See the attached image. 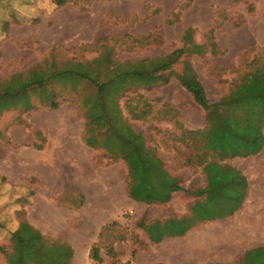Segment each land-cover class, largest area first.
<instances>
[{
	"label": "rangeland",
	"instance_id": "1",
	"mask_svg": "<svg viewBox=\"0 0 264 264\" xmlns=\"http://www.w3.org/2000/svg\"><path fill=\"white\" fill-rule=\"evenodd\" d=\"M116 1L119 0H63L62 5L53 8V13L58 14L49 16L52 9L48 7L55 1L0 0V80L33 69L60 67L68 61L85 64L104 55L111 57L112 69L115 66L123 68L119 80L121 78L126 85L117 99L118 106L123 120L140 135L138 163L146 161L145 170L136 174L134 184L142 191L155 192V183L158 185L162 181L161 178L155 180V160H159L161 169L169 177L178 179L182 189L163 204L132 199L133 176L129 162L114 160L106 150L94 149L87 144L93 136L98 137V141L105 139L103 130L89 118L91 107L87 99L95 89L86 81L67 85L55 81L41 99L33 98L39 102L49 99L50 92H55L59 102L57 109L39 106L24 111L17 108L0 115V174L9 170L17 184L25 188L26 193L31 192L24 195L23 188L16 186V200L12 203L16 225L26 219L25 207H31L32 218L40 222L39 205L48 202L45 198L48 193L42 177L45 175L39 169L46 168L54 177L61 176L60 172L67 168L60 166L68 165L71 151L77 156L75 147H78L81 151L78 159L87 170L100 176L115 177L127 198V205L122 207L119 216L121 219H112L91 248L84 246L80 264H135L136 255L152 248H155V264H164L162 258L173 250L185 252L186 257L190 254V264H264V241L236 248L220 241L196 245L200 235L216 229H229L227 237L232 242V223L247 217L245 213L256 215L260 210L256 204L264 202V122L248 119L257 111L256 107L264 105L259 93L264 87V72L261 71L257 75L259 78L240 92L232 93L237 70L245 71L254 58L258 59V65L264 63V47H246L240 51L239 46L244 44L238 46L235 42L241 35L238 30L242 26L248 29V21L257 16L253 1L132 0L136 4L128 6L122 14L113 10ZM78 15L80 19L94 17L99 35L84 38L81 32L72 30L69 22H64L73 17L77 20ZM255 27L259 29V38L264 40V23ZM188 30L193 44L187 40ZM3 41L6 42L4 45ZM250 43L255 44L254 39ZM194 46L203 49L198 52ZM180 49L185 52L173 63L170 72L161 74L164 81H158L150 89L142 84L149 77L139 75L145 68L141 63L149 65L152 61L164 60ZM187 62L204 84L210 102L208 113L194 102L176 77L183 73ZM40 114L44 115L42 123L49 115L58 118L53 133L37 129L34 117ZM97 120L104 122L101 115ZM43 127L46 128L44 123ZM9 128L18 134L17 140L7 136ZM253 128L259 130V141L246 135H251ZM238 144L246 145L247 150L232 156L227 146ZM35 154L47 164L37 166ZM240 161L247 174H252L249 181L234 168ZM233 172L246 181L242 194L238 192L242 184L237 190L230 178ZM256 186L263 193L259 197L253 196ZM238 193L241 197L235 202ZM50 203L63 212L64 219L70 220L71 228H78L79 219L71 217L84 207L85 197L71 200L62 194ZM224 206L232 209L231 212ZM201 208L209 209L213 215L201 219ZM250 218L247 225L235 230L236 237L251 232L255 222L253 216ZM171 220H188L191 227L182 238L165 241L162 238L158 243L153 242L145 228H151L153 224L164 226ZM3 222L7 223V215L1 211L0 226ZM48 226L53 232L43 234L46 238L66 242L63 234L67 236L68 233L56 232L55 224ZM190 237L192 251L189 249ZM95 247L99 249L101 262L93 259ZM0 264H7L6 256H0Z\"/></svg>",
	"mask_w": 264,
	"mask_h": 264
},
{
	"label": "trees",
	"instance_id": "2",
	"mask_svg": "<svg viewBox=\"0 0 264 264\" xmlns=\"http://www.w3.org/2000/svg\"><path fill=\"white\" fill-rule=\"evenodd\" d=\"M62 1L58 2V6L63 4ZM187 40L190 44H193L190 30H188ZM193 48L198 52L203 49L201 46H194ZM262 51V55L264 56V48ZM184 52V49L176 50L172 55L165 57L164 60H159L158 62L152 61L149 65L141 63L145 68L143 70L144 72L139 75L146 76L147 74L149 77L145 84H142L150 89L155 86L158 81H164L165 77L161 74L170 72L173 63L178 61V59L183 56ZM257 62L258 59L254 58V62L247 65L245 71L240 73L239 70H237V78L236 81H234L235 84L233 85L232 93L240 92L247 85L252 84L259 78L257 75L261 71L263 72L264 63L258 65ZM111 63H113L111 57L109 59L107 55H104L93 63L82 64L68 61L60 67L53 66L47 70L33 69L28 73L21 72L12 75L6 80H0V115L5 111L17 108H21L24 111L35 110L39 106L57 109L59 107V102L56 100L58 95L55 92H50L49 99H44L39 102L34 100L33 97L37 96L41 99L42 94L47 90L49 85L55 81L66 85L78 84L83 81L88 82L95 89L87 99V103L90 104L91 107L89 118L92 122L96 123L95 125L99 130H103L105 139L103 141H98V137L93 136L88 140L87 144L94 149L106 150L114 160L122 159L129 162V167L133 176V184L130 186V195L132 199L146 203H167L172 198V194L181 191L182 187L178 179L169 177V175L161 169V162L159 160H155V180L161 178L162 181L158 183V185L155 183V192L142 191L134 184L136 181V174H141L145 170L146 167L144 165L146 161H143L141 164L138 163L137 160L141 157L137 147V141L140 135L123 120L121 109L118 106L117 99L122 95L126 86L123 84L124 81H122L121 78L119 80L123 68L115 66L112 69ZM136 74L137 73H134V75ZM28 75L29 77H27ZM176 77L183 88L192 96L194 102L208 113L210 102L207 92L193 69V66L187 62L183 69V73L177 74ZM167 81L166 79L165 83ZM259 93L262 94L261 100L264 103V87ZM256 108V112L258 113L264 110V105ZM98 115L103 117L104 122L97 120ZM255 121L264 122V120ZM258 131L259 130L253 128L250 130L251 135H246L253 136L255 140L259 141L260 135ZM255 140L253 141L254 148L257 147ZM245 147L246 145L243 146L239 144L228 145L227 149L232 152V156H239L241 152L247 150ZM230 178L237 190L239 189V184H242L241 191L238 190V192L242 194L246 184L244 178L236 172H233ZM240 197V194L237 195V198L234 197V201H239L238 199H240ZM227 208L228 207H225L224 209ZM228 209L229 212H231L232 209ZM227 213L228 212H225V214ZM210 215L213 214L209 209L207 210V208H201L199 210V216L202 217L201 219H206ZM142 227L144 228V225ZM190 227L191 223L188 220H171L164 226H155V224H153L151 228L147 227L145 229H147L151 235L152 241L158 243L165 236H183ZM10 241V250L1 249L6 256L7 264H72L73 250L69 245L46 238L39 230L35 229L25 220L20 221L17 230L11 234ZM93 252V259L101 262L99 249L95 247L93 248ZM246 259L245 256V260Z\"/></svg>",
	"mask_w": 264,
	"mask_h": 264
},
{
	"label": "crops",
	"instance_id": "3",
	"mask_svg": "<svg viewBox=\"0 0 264 264\" xmlns=\"http://www.w3.org/2000/svg\"><path fill=\"white\" fill-rule=\"evenodd\" d=\"M54 4L49 6L48 8L52 9L49 10L52 15L49 16H56L53 13V8L58 7V0H52ZM62 1V0H61ZM114 1V0H112ZM256 9L257 16L252 18V21H248L247 27L248 29H244L245 27L242 26L238 32L241 34L237 40V45L244 44L243 46H239L240 51H244L246 47L247 49L253 48L255 46L261 45L264 47V40L259 38V29L255 27L256 24L264 23V14L262 11L264 10V0H252ZM95 2L93 3V5ZM114 4V5H113ZM113 10L119 11L122 14L127 8L133 7L136 3L132 0H119L113 3ZM69 5V4H68ZM74 6V4H72ZM94 7V6H93ZM70 12V11H69ZM73 12V11H72ZM48 15V13H46ZM119 14V13H118ZM78 15V19L76 17L71 18L70 20L65 19L64 22H69L73 31L81 32L84 38L89 37H96L99 35V30L96 28L95 19L94 17L85 16L80 19ZM253 25V27H252ZM255 41V44L250 43V40ZM57 42V41H56ZM218 44V40H216ZM6 42H2L4 45ZM245 43H248L245 46ZM258 48V47H257ZM260 50V48L258 49ZM237 52V53H240ZM264 72V70H263ZM204 85V84H203ZM44 115H37L34 117V123H36V127L39 130L46 132V130L50 133H53L55 126H57V117L55 115H49L46 120L43 122L41 121ZM248 119L253 120H264V110L254 112L252 115L248 116ZM30 136V133L28 134ZM7 136L13 140H17L18 134L15 131L9 130L7 131ZM75 151L77 156L74 152L71 151V158L68 161V165H61L62 168H67V170L63 169L61 171V176L54 177L51 175L50 171L46 168H41L39 171L45 175L42 176L46 182V189L47 195L45 198L48 201L47 203H41L39 205V220L37 222L32 218V211L31 207H25L27 211L26 222L31 224L35 229L39 230L42 234H47L50 231L51 227L48 224L56 225V232L61 233H68V235H64V239H66L65 243L69 245L73 250V257H72V264H80V258H83L85 252V245L88 247H92L93 244L99 240V233L110 224L111 220H120L121 218L120 213L122 207L127 205V198L126 195H123L120 186H118V180L115 177H106L105 175H98L89 170L85 164L78 159L80 155V150L78 147H75ZM80 151V152H79ZM31 157V156H30ZM39 158V159H37ZM1 160V156H0ZM42 157H38V155H34V163H39L37 166L45 165L47 162L40 161ZM76 160V163H75ZM49 161V160H48ZM80 162L78 164V162ZM234 168L241 171L242 174L250 180L251 175L247 174L245 166L242 165L241 161L234 164ZM74 169V170H73ZM80 169V170H79ZM1 172V171H0ZM41 177V178H42ZM254 182V181H252ZM261 181H259V184ZM256 184L258 182L256 180ZM16 179L12 177V174L9 173V170L2 171L0 174V212L3 211L4 215H7V223H2L0 226V256L5 257L3 253V249L10 250L9 246L11 245L10 237L13 232H15L18 228V225L15 223V207L12 203L16 200V186H18ZM20 186V185H19ZM182 187V186H181ZM20 188H23L20 186ZM23 194L30 195L31 192L26 193V189L23 188ZM254 195L259 197L262 195L261 189L257 186L254 189ZM66 194V197L71 200H79L81 197L86 198V203L81 210L73 213L71 219H79L80 223L78 224V228H71L69 226V219H64L63 212L58 211L57 207L53 203H50V200H55L58 195ZM39 199V197L37 198ZM41 199V198H40ZM258 202V201H256ZM260 208L259 213L254 215L253 213H245L247 217L240 218L235 220L232 223V233L234 236V240L232 242L229 241L227 234L229 229H216L210 232H206L205 234L200 235V238L197 239L196 245L199 246L202 242L208 243L213 241H220L224 242L228 246L235 247L241 245H249L256 241H264V202L260 201L256 204ZM11 209L13 211L11 212ZM55 210V212H53ZM254 218L255 224L252 225L251 232L248 235H241L244 236L243 238L236 237L234 235L235 230L240 229L241 226L247 225L248 221ZM5 220V217H3ZM6 225V226H5ZM61 230H58V228ZM98 232V234H97ZM182 238V236L178 237H170L165 236L163 241L165 240H172L174 238ZM7 249H6V247ZM193 248V240L190 237V244L189 249L192 251ZM198 248V247H197ZM2 249V250H1ZM199 250V249H198ZM190 252V251H189ZM174 253V254H173ZM162 257V252L159 253ZM164 264H190L191 257L190 254H187L183 251L173 250L167 256L162 258ZM135 264H155V248L148 250L147 252H141L136 255Z\"/></svg>",
	"mask_w": 264,
	"mask_h": 264
}]
</instances>
